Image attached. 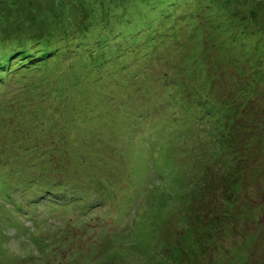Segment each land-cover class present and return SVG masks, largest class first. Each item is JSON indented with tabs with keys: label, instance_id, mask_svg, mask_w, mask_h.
Listing matches in <instances>:
<instances>
[{
	"label": "rangeland",
	"instance_id": "obj_1",
	"mask_svg": "<svg viewBox=\"0 0 264 264\" xmlns=\"http://www.w3.org/2000/svg\"><path fill=\"white\" fill-rule=\"evenodd\" d=\"M19 47L29 50L27 71H14L20 67L13 56ZM0 48L13 56L0 64L7 71L0 86L8 84L0 102L20 101L8 109L19 108L18 115L0 116V181L6 177L16 198L0 190V264H64L65 259L72 264H174L161 258L168 256L167 247L179 245L187 216L174 214L172 202L161 195L163 187L168 184V191L180 196L199 188L200 175L215 169L208 154L223 158L213 154V141L222 148L224 140L220 133L205 134L211 129L206 123L203 128L194 124L196 102L181 116L184 132L199 130L198 138L187 142L172 136L166 90L171 101L169 90L175 96L176 90L191 96L189 87L209 91L230 115L228 125L220 114L218 120L238 145V159L264 161V0H0ZM164 74L167 84L161 83ZM35 84L41 88L36 102L31 99ZM24 112L45 121L14 122ZM34 144L39 147L27 153L25 147ZM169 145L183 152L172 166H167ZM159 152L158 172L150 162ZM58 169L75 174L62 182L73 187L74 198L70 190L56 194L55 185L51 193L43 188L57 178ZM220 170L216 164L214 172ZM176 171L184 172L185 182L176 183ZM258 175L264 178V170ZM244 190L255 206L231 235L242 251L233 253L223 241L219 256L210 254L208 264H264V190L258 198ZM82 197L93 208H80ZM155 197L160 204L150 207L140 226L144 254L134 243L131 223L140 203L142 213L144 202ZM192 206H198L195 200ZM239 215L234 211V217ZM38 219L52 238L39 234ZM247 223L248 229L256 225L248 232H259L257 244L262 243L251 254ZM58 226L74 228V235L65 236L85 246L74 244L67 252L76 241L59 244ZM50 242L65 249L64 259L44 247ZM76 251L83 255L74 261Z\"/></svg>",
	"mask_w": 264,
	"mask_h": 264
},
{
	"label": "trees",
	"instance_id": "obj_2",
	"mask_svg": "<svg viewBox=\"0 0 264 264\" xmlns=\"http://www.w3.org/2000/svg\"><path fill=\"white\" fill-rule=\"evenodd\" d=\"M215 46H217V44ZM23 47H19L20 50L18 49L13 52V56H15V54L17 56L15 60L19 59L17 66H20L14 71H18L20 69L22 71L24 70L27 71V68L24 66L27 63H29L31 56L28 55L29 50ZM3 50H4L3 48H0V64L4 65V63L6 64L5 58L8 55L7 54L8 51L6 50L3 51ZM204 51L207 52V47L205 48ZM3 55L5 56L4 58H2ZM18 55H20V57H18ZM13 56L9 55L7 56V58L10 59V57ZM51 56L52 55H49V58ZM208 61L212 66L214 65L218 66V63H216L212 59H208ZM6 72L7 71L0 70V78L1 76L4 77L2 81H0V83H2L3 80H5V78L7 77ZM171 76L172 75H170V77ZM22 78H25L23 72L21 73V79ZM18 80L12 79V82L14 83ZM33 86H35V88L33 87L34 90H32L34 95L31 99L34 100L35 102L37 100L40 101L41 98L36 97L37 96L36 94H38V92H41V88H39L37 84ZM7 87L8 84L6 83L1 84L0 86L1 98H3L4 94H6ZM191 90L195 92L191 93ZM174 92L175 91L173 90H169L170 96L173 99H175L177 102L174 111L170 114L171 123L174 125V127H171L170 134L177 139H186L187 142H190L192 138H198L197 133L199 130L192 132L188 131L187 133L184 132L185 123L182 124V118L184 120V117L183 115L181 116L182 114L181 112L183 110L189 109L190 104L191 103L194 104L196 102L198 107V112H196L194 116V120H195L194 124L198 125L199 128H203L202 127L203 123H206L208 126H210L209 128L211 129L205 132V134L220 133V135L217 137L224 140L222 141L223 145L221 148L220 143H218V141L217 142L213 141L212 143V145H214L213 154L220 152L223 155V158L220 159L218 158L215 160V156L209 153L208 156L210 158H213V160L215 161L214 162L215 169L211 170V172L206 171V173H202V175H200V180L202 181V185L199 188L190 189V191L186 192L183 196L178 195V193L175 191H168V188H170L168 184H165V187H163L165 192L162 193L161 195L166 200L172 202L171 203L172 211L174 212V214L181 216L185 215L187 217L186 218L183 217V226L181 231L179 232L182 236V239L179 242V245L173 244L172 246L167 247L168 256L162 257L161 260L163 261L171 258L174 264H208V258L210 257V254H212V257L214 256L216 258L219 256V253L222 250V249L219 250L220 249L219 245L224 244L222 243L223 241H225L226 244H228V249H233V253H240L242 251V250H237L236 248L237 237L232 238L231 235L235 230V226L237 225L238 227L239 224H242L241 217L246 216V214L249 213V209L252 208L251 206H255L248 199L247 192L244 190V188L248 187L249 190L254 193L253 196L255 198H258L257 194H259V189H261L260 192L264 190V178H260L258 175L259 169L264 170V161L255 156L253 157L244 156L242 159H238L240 156V154L238 153L239 150L238 145L235 143L234 139L229 138L228 134L230 133L228 134L226 133L229 132L227 129H225L226 132H224L223 126L218 120L220 114V116L222 115L223 117V119L221 120L224 122V125H228L229 121L231 120L230 115L229 113H227L226 115L224 111L222 112V109H220L221 105L219 108L218 103L214 101L209 91L199 88L191 89V87H189L188 93L191 94V96H184L181 93H179L178 90H176V96H175ZM69 94H67L66 96L68 97ZM166 100L168 104L171 101L167 96H166ZM12 102L14 103L13 105ZM29 102H30L29 100L26 101L27 104ZM19 103L20 101L16 98H12L8 102L2 103L1 101L0 116L7 119L9 115L12 116L18 115L17 112L19 108L17 110L14 108L10 112L8 109L10 106H15V105L19 106ZM32 105H35V103ZM20 110H22V108H20ZM70 112H72L71 109ZM20 118H16L14 122L18 123L20 121L21 123L29 122V123L38 124L39 121L40 122L45 121V119L40 120L41 118H39L34 113H29L28 115H25L24 112V115L22 116V120H20ZM216 122H217V126L214 125ZM179 128L181 129V132H179L180 130ZM51 135L52 134H50V136ZM171 135L168 136L172 137ZM21 136L23 137V139L25 138L24 130L22 131ZM38 138H40V135L38 136ZM38 147L39 144H34L33 146H26L25 150L28 153L31 150H33V148L37 149ZM167 152L169 154L167 160V166L175 165L177 161V155L183 153L181 150H179L178 146L172 147L171 145L167 147ZM52 160H53L52 158H49V162H53ZM216 164L221 166V170L215 173L214 171L216 170ZM63 171L66 170L58 169L57 178L54 181L47 182L46 186L44 187V189L47 190V192H49L52 189V185H53L52 183H58V180H61L60 182H65L68 180L67 178H72L73 176H75V174L71 173L70 171H67L66 173ZM176 173H177L176 183L185 182L186 179L184 176V172L176 171ZM5 178L6 177L2 178L0 182H2ZM184 187H187L186 183L184 184ZM256 187H258L259 189ZM53 189H55L56 194H58L59 192H63V190H70V194H69L70 198H74L76 195L75 192L73 191V187H70L67 184L60 183L56 187H53ZM6 193L8 197L12 199H16L11 193L9 192ZM192 200H195L198 206H192ZM148 202L153 203L152 205L148 206L147 213L148 215H150L149 214L150 207L154 205H159L161 199L155 197L153 200H149ZM145 203L147 202H144V204ZM77 204L80 208H84V209L93 208V207H89V203L86 200V197H82L81 201H79ZM261 204H262L261 206H264V196L261 198ZM235 206L242 209L245 215L242 214L243 211H239L238 209H236ZM263 208L262 211L264 210ZM234 211L240 214L238 218L234 217ZM83 214H85V212ZM87 217L91 218V216H87ZM249 224L250 223L246 224L247 230L245 232L247 233L248 237L252 235L250 239L253 242L252 245L248 247L246 251L248 254H251L253 251L261 247L262 243L260 245L257 244V242H260L261 240L259 236V232H258V236H255L256 235L255 233H254L255 235H253L248 232V230H251L253 227L256 226L253 225V227L248 229ZM193 229H195L196 233H193L192 231ZM65 232L67 233L70 232L71 234L74 235L75 229L71 228V230L69 231L68 227L66 228L64 227V234ZM217 235L220 236L221 239ZM139 237H144V235L141 233L136 235L135 236L136 242L134 243L137 245L138 250H141L144 254H146V250H147L146 244L143 240L139 239ZM219 240H221V242H219ZM63 241L71 242L74 240H70L66 237L63 239ZM48 244H49L48 246L50 247L52 242ZM74 244H76L80 248H82L81 246H85L84 243L83 245H80V241L72 242L67 245L68 247L67 252L70 251L72 245ZM194 247L198 248V250H200L201 252L193 251ZM77 250L80 249L77 248ZM76 252L75 255L71 257V258H75L74 261H77V259H79L83 255L81 251L77 253ZM215 261L216 259H213V263ZM244 263L245 261L242 264ZM70 264H72V261L70 262Z\"/></svg>",
	"mask_w": 264,
	"mask_h": 264
},
{
	"label": "clouds",
	"instance_id": "obj_3",
	"mask_svg": "<svg viewBox=\"0 0 264 264\" xmlns=\"http://www.w3.org/2000/svg\"><path fill=\"white\" fill-rule=\"evenodd\" d=\"M64 228V226L62 227V229Z\"/></svg>",
	"mask_w": 264,
	"mask_h": 264
}]
</instances>
